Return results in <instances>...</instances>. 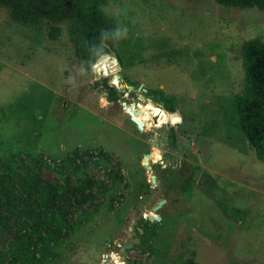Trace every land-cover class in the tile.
I'll return each mask as SVG.
<instances>
[{
    "label": "rangeland",
    "instance_id": "rangeland-1",
    "mask_svg": "<svg viewBox=\"0 0 264 264\" xmlns=\"http://www.w3.org/2000/svg\"><path fill=\"white\" fill-rule=\"evenodd\" d=\"M97 14L115 70L75 55L70 20L50 39L46 23L25 27L0 5V178L16 193L0 206V264L18 263L8 253L23 234L34 264H264V160L234 104L241 46L264 41V10L108 0ZM39 184L44 195L21 188Z\"/></svg>",
    "mask_w": 264,
    "mask_h": 264
},
{
    "label": "trees",
    "instance_id": "trees-1",
    "mask_svg": "<svg viewBox=\"0 0 264 264\" xmlns=\"http://www.w3.org/2000/svg\"><path fill=\"white\" fill-rule=\"evenodd\" d=\"M108 0H0V5L10 11L11 18L25 27L36 28L43 22L48 25L50 39H57L60 33L59 23L70 20L68 33L75 55L87 65L93 66L98 58L115 51L113 33L97 14L100 5ZM226 7L257 8L264 10V0H215ZM243 85L242 91L235 95L234 104L237 124L244 139L255 155L264 160V41L260 38L246 40L241 46ZM102 64H105L103 61ZM109 77L104 78V87L116 96V90L109 84ZM129 85L135 82L128 79ZM162 92L161 89H159ZM162 108L172 113L171 104ZM29 179V178H27ZM30 181V180H28ZM30 183V182H29ZM27 195L35 192L44 195V187L39 184L31 190L29 185H22ZM11 178H0V206L5 198L9 203L15 197ZM226 215L227 208H224ZM235 219L240 218L242 210L232 208ZM37 231V230H36ZM31 240L23 234L10 247L8 255L15 264H34L38 261L35 251L29 247ZM184 264H195L193 259Z\"/></svg>",
    "mask_w": 264,
    "mask_h": 264
},
{
    "label": "water",
    "instance_id": "water-1",
    "mask_svg": "<svg viewBox=\"0 0 264 264\" xmlns=\"http://www.w3.org/2000/svg\"><path fill=\"white\" fill-rule=\"evenodd\" d=\"M103 61H105V63H107L108 65H109V68L110 69H116V67H117V65H116V60H110L109 58H108V54L107 53H105V54H103V55H101L99 58H98V60H97V62L94 64V66L95 67H97V66H99V65H101L102 64V62ZM116 77L118 78L119 77V75L118 74H116ZM115 90H116V94H119V88L114 84V82H110L109 83ZM133 86L132 85H130V86H128V88H132ZM108 94V92H106V95ZM160 103H163L164 105H168L169 103H167V102H160ZM123 106H124V108H126V103L125 102H123ZM171 111L173 112V113H175L176 114V111H175V109H174V107H172L171 108ZM128 112H129V114H130V116H131V120L139 127V128H142V124L133 116V112L131 111V110H128ZM177 119V118H176ZM174 123V122H173ZM163 137H164V135H163ZM171 162H174V158L172 159V161ZM152 180L153 181H155V178L154 177H152ZM163 202H164V200H161V201H159L154 207H153V210H157L158 208H160V206L163 204ZM149 217H150V219H151V221H156V219H157V217H152V216H150L149 215ZM136 240H138V238H136ZM130 247H132V243H127V244H124L123 246H121L120 247V250L121 251H125L126 249H128V248H130ZM104 258H106V256H104ZM106 263V260L105 261H103V262H100L99 264H105ZM116 264H119V263H116Z\"/></svg>",
    "mask_w": 264,
    "mask_h": 264
},
{
    "label": "clouds",
    "instance_id": "clouds-1",
    "mask_svg": "<svg viewBox=\"0 0 264 264\" xmlns=\"http://www.w3.org/2000/svg\"><path fill=\"white\" fill-rule=\"evenodd\" d=\"M116 34L119 36L121 39H127L128 37V29L127 27H123L122 29H117Z\"/></svg>",
    "mask_w": 264,
    "mask_h": 264
},
{
    "label": "bare ground",
    "instance_id": "bare-ground-1",
    "mask_svg": "<svg viewBox=\"0 0 264 264\" xmlns=\"http://www.w3.org/2000/svg\"><path fill=\"white\" fill-rule=\"evenodd\" d=\"M128 110H131L132 112H133V116L135 115L134 114V111L132 110V109H128ZM135 117V116H134ZM136 118V117H135ZM137 119V118H136ZM138 120V119H137ZM140 120H143V117H140ZM164 119H162V121H163ZM139 121V120H138ZM140 122V121H139ZM141 123V122H140ZM146 126V125H145ZM164 136H165V134H164ZM150 216H152V217H154L152 214H149Z\"/></svg>",
    "mask_w": 264,
    "mask_h": 264
}]
</instances>
